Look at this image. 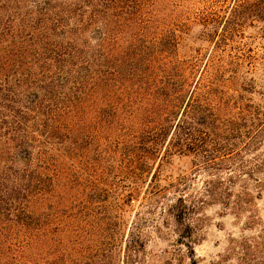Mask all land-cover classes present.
Returning <instances> with one entry per match:
<instances>
[{"label": "rangeland", "instance_id": "rangeland-1", "mask_svg": "<svg viewBox=\"0 0 264 264\" xmlns=\"http://www.w3.org/2000/svg\"><path fill=\"white\" fill-rule=\"evenodd\" d=\"M113 1L120 15L112 21L126 35L111 47V75L59 107L51 124L59 143L47 148L41 180L47 193L0 223V264H264V169L260 188L246 176L236 184L253 192L246 211L207 204L188 217L198 239L191 251L166 212L180 192H154L183 181L184 194L198 197L209 175L196 173L188 148L168 156L173 129L163 144L153 143L154 122L165 118L163 82L176 79L177 67L190 91L202 83L204 95L203 85L215 82L226 103L211 108L223 117L241 111L237 106L264 111V21L248 20L214 53L225 18L244 0ZM81 41L87 51L99 44L92 34ZM139 142L144 147L134 148ZM258 154L264 156V146L245 158Z\"/></svg>", "mask_w": 264, "mask_h": 264}, {"label": "trees", "instance_id": "trees-1", "mask_svg": "<svg viewBox=\"0 0 264 264\" xmlns=\"http://www.w3.org/2000/svg\"><path fill=\"white\" fill-rule=\"evenodd\" d=\"M82 1L0 0V223L14 212L24 213L31 197L46 195L41 180L48 166L47 148L51 140L58 142L51 127L58 109L78 102L90 85L99 88L107 83L111 47L126 35L125 26L112 21L111 17L120 15L113 0L101 5ZM248 20L264 21V0L236 4L224 20L223 32L217 34L214 53ZM86 34L99 42L94 51L83 48L81 40ZM174 71L176 79L166 76L163 82L165 118L154 122L153 143L163 144L173 129L168 156L188 148L196 158V173L205 170L209 178L198 197L184 194L182 180L154 193L164 197L170 189L180 192L166 212L175 218L179 241L193 251L198 239L186 224L190 215L207 204H222L242 213L251 206L254 195L247 184L236 189L237 182L246 176L256 189L261 187L257 174L264 169L263 154L245 157L264 146V111L237 106L241 111L224 118L211 108L226 103L225 97L216 95L214 81L203 85L202 95L198 91L202 83L190 91L181 69ZM200 135L202 144L192 142ZM135 147L141 149L144 143ZM223 173L226 178L220 176ZM156 174L158 177L159 171ZM132 244L138 246L136 240Z\"/></svg>", "mask_w": 264, "mask_h": 264}]
</instances>
